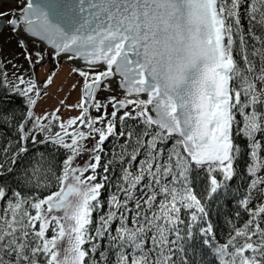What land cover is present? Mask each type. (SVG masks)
I'll use <instances>...</instances> for the list:
<instances>
[{"label": "snow or ice", "instance_id": "1", "mask_svg": "<svg viewBox=\"0 0 264 264\" xmlns=\"http://www.w3.org/2000/svg\"><path fill=\"white\" fill-rule=\"evenodd\" d=\"M0 264H264V0H0Z\"/></svg>", "mask_w": 264, "mask_h": 264}, {"label": "rangeland", "instance_id": "2", "mask_svg": "<svg viewBox=\"0 0 264 264\" xmlns=\"http://www.w3.org/2000/svg\"><path fill=\"white\" fill-rule=\"evenodd\" d=\"M14 5H6L5 7H13ZM14 43L13 45H11V47H14ZM68 72V67L67 65H64L62 67V70L60 71L59 75L55 78V83L54 85L52 86V89H50V91H55L56 89V85H58L60 83V81L66 76ZM63 95V93H61V96ZM76 98V94L74 93L73 94V97L69 100V103H72L73 100ZM56 104V100L55 99H50L47 104L45 105V107H54ZM38 111H40V109H38ZM63 116H69V115H76L75 112H72V113H68V112H62L61 113Z\"/></svg>", "mask_w": 264, "mask_h": 264}]
</instances>
